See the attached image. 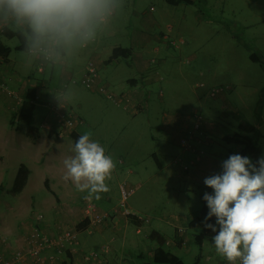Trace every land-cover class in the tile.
<instances>
[{
    "label": "rangeland",
    "instance_id": "1",
    "mask_svg": "<svg viewBox=\"0 0 264 264\" xmlns=\"http://www.w3.org/2000/svg\"><path fill=\"white\" fill-rule=\"evenodd\" d=\"M168 27L171 29L168 30ZM94 38L101 45L116 44L131 52L126 59L118 58L119 64L114 69L113 79L116 88L108 87L106 90L114 98L117 90L120 93L122 89L132 87L127 80L134 77L138 81V88L149 97V111L146 105L137 114H132L130 110L134 106L131 102L124 109L120 99L116 104L96 91L92 93L84 87V77L74 78L76 81L63 77L61 85L49 86L48 89L59 101L70 107L74 119L88 122L90 127L86 128V123L80 126L83 134L91 132L92 139L96 141L97 137L106 138L100 144L105 148L106 155L110 154L116 162L112 179L106 183L116 188L110 187V191L102 194L101 199L92 198L90 202L83 198L87 193L78 192L75 186L74 190L83 206L86 203L91 206L88 215L107 214L104 224L117 222L116 241L126 244L122 260L134 262L135 255L127 244L133 241L144 248L151 230L145 222L147 219L162 215L158 218L165 217L166 220L183 217L194 211L199 213L201 195L206 191L205 188L201 191L195 188L190 197L176 201V194L170 195L161 185L174 188L184 185L188 175L197 167L199 156L201 162L208 158L215 173L219 174L222 161L235 151L234 144L226 143L222 138L226 128H232L226 124L220 131L209 130L202 136L194 135L199 143L190 137L192 131L186 136L175 134L172 140L177 144L178 151L190 146L202 153L185 152L176 158L172 166L160 172L159 164L149 155L162 152L161 140L164 135L159 129L161 122L179 118L182 125L185 118H189L188 122H194L192 116L199 113L202 118L212 122H246L258 131L257 146L260 157L264 156V0H192L191 5L170 4L167 0H121V6L115 7L110 16L96 22ZM82 43L74 41L73 49L82 52ZM15 44H18L16 38L7 43L11 48L9 59H15L13 71L20 78L26 80L32 76L33 83H36L48 76L51 68L48 62L44 60L40 63L42 68L44 66V73L41 74L37 70L40 64L34 62V56L28 51L14 50ZM156 48L160 51H154ZM57 52L63 56L61 50ZM252 53L258 57V61L249 59ZM63 58L65 67L59 64L54 66L67 71L69 62L65 56ZM22 62L27 66L21 65ZM212 89L222 91L212 97ZM37 110L40 108L36 107L35 114ZM18 115L19 111H7L4 106L0 107V122L17 125L23 122L19 121ZM12 157L6 156L7 159ZM41 169L44 167H40L39 173H44ZM8 173L9 170L4 172ZM40 181L32 177L33 185ZM120 185L126 191H132L125 200V206L131 216L142 220L140 226L130 222V217L120 220L113 211L109 214L110 210L116 209L119 214L123 210ZM6 193L5 188L0 192V211L3 212V203L14 208L19 206L12 202L14 196L10 194L9 197ZM43 197L53 201L41 185L34 188L31 209L41 215L42 220L47 213L42 209L43 202L40 199ZM131 209L138 213L133 214ZM86 225H89V219ZM137 229L140 233H136ZM184 230L185 234L191 235L190 251L184 255L176 250L183 263L217 264L214 255L208 258L215 252L212 238H206L198 245L194 237L201 233L200 228L185 225ZM166 232L171 238L178 234L170 227Z\"/></svg>",
    "mask_w": 264,
    "mask_h": 264
},
{
    "label": "crops",
    "instance_id": "2",
    "mask_svg": "<svg viewBox=\"0 0 264 264\" xmlns=\"http://www.w3.org/2000/svg\"><path fill=\"white\" fill-rule=\"evenodd\" d=\"M5 29L12 32H21L24 36L26 35V51L34 56L33 59L35 63L40 64L44 61V56H42L40 52L30 49L31 34L25 25H17L11 19H5L0 16V44L9 48L11 52V48L7 43L13 38H6L2 35V31ZM170 29L171 28L168 27V30ZM95 41L93 37L90 39L91 43H82L80 45L82 52L75 51L73 49V43L66 48L60 49L63 56L68 59L69 69L67 71H61L56 68V66L50 65L51 68L48 76L43 77L44 79L36 83H33L32 76H28L26 80H23L16 71H13L16 62L15 59H13V61L9 59L10 53L6 57L0 56V107L4 106L7 111L9 109L14 112L20 111L22 101L24 102L30 94L34 97V109L29 122H19L21 126H19V124L14 125L13 122H0V192L5 188L8 192L6 194H8L9 197L10 194L14 196L12 202L19 205L14 208L13 206L3 203L4 212L0 211V255L10 260L13 259L14 252H21L22 257L17 264H96L86 261L85 256L90 251L105 246L106 252L101 256V259L105 260L107 264H153L152 259L157 249H162L164 252L174 255L183 263L176 250H179V252L184 255L188 254V251H190L191 240L189 237L191 235L185 234L184 226H190V222L198 215V211L185 214L183 217L179 218L170 217L164 220L165 217L158 218L162 216L159 215L154 216L152 219H147L145 222L150 225L151 230L147 236L148 240L146 245L142 249L136 242L131 241L128 243L127 246L134 253L136 259L134 262H127L122 260L124 259L122 258V254L126 244L123 242L118 244L116 241L115 233L118 229L117 222L110 225H100L97 228L86 225L90 218L86 211L89 204L86 203L87 205L83 206L82 201L78 199L75 193L74 184L70 181L65 182L63 180V176L66 172L63 159L71 154L70 150L74 144L71 135L78 134L80 136L83 134L80 130L82 123H86V128L90 126L88 122L79 121L75 132L58 136L56 134L57 127L53 124L51 119L47 118V107L45 106V102L48 101L49 96L54 95H50V90L48 88L56 84L61 85L63 77H67V79L72 78L73 80H75L74 78H83L87 64L93 63L98 70V77L95 80V87L90 89L91 92L95 93L94 91H96L98 93L96 87L101 86L106 89L108 87L110 89H115L116 84L113 80L114 69L119 63L118 59L109 61V58L111 51L121 46L116 44L105 46L101 45V42ZM17 45L18 44L13 45L14 50H16L15 48ZM154 51L159 52L160 49L156 48ZM82 55H85V57L82 58ZM21 65L27 66V64L23 62ZM40 73L43 74L44 69ZM42 81H44V83H41ZM137 82L138 81L135 80L134 77L128 79L127 83L132 87L130 89L124 88L120 93L119 90H117L113 98L116 104H118L120 100L123 104L124 101L131 102L132 106H134V108L130 110L132 114H137L140 110H143L146 105L149 111L150 107L149 97L138 88ZM124 98L127 99L125 100ZM117 100L119 101L117 102ZM63 104L67 109L71 110L66 103ZM128 105L124 104V109H127ZM36 107H39L40 110H37L35 114ZM181 121L179 118H170L167 122H161L159 126L160 131H162L164 135V138L162 137L161 140L163 149L159 154L156 152L150 153L149 157L152 156L154 160L157 161L160 172L167 166H172L176 158H178L179 155H183L185 152L202 153L200 151L198 152L197 148L190 146H188L186 150L178 151L176 149L177 144L173 142V136L175 134L181 133L186 136L192 131L190 137L196 140L194 135L198 134L202 136L204 132L209 130L220 131L225 128L223 125L226 124V126L228 125L232 128H226L222 133V138H224L230 136L232 134L231 132H234L239 124H247L246 122H212L203 117V122H200L199 126L196 127L195 122H184V124L180 125L179 122ZM259 126L260 125H258V127ZM96 139L100 143L106 138L97 137ZM196 141L199 143L198 140ZM234 147L235 149L233 148V150L235 151L230 153H236L237 147L235 145ZM8 155H13L14 157L7 159L6 156ZM205 159V162H201L200 156L197 158V167L194 168L192 174L190 173L188 175V181H184V185H179L177 188H174L164 184L161 185L162 189L170 195L176 194V201H182L183 199L185 200L186 197H190L194 194L195 188L196 191H201L200 189L204 190V188L207 190V186L203 182L204 179L216 173L214 166L211 165V161L208 158ZM20 165H23L28 170V176L23 189L19 193H13L11 188ZM41 166L44 167V169H41V171L44 170V173H39ZM7 170H9V173L4 174ZM34 176L41 179L40 183L37 185H33L32 177ZM146 183L147 187L148 182ZM39 185H41V188L49 193L50 197L53 199L52 202L49 198L43 197L40 199V201L43 202L42 209L47 212L39 225L41 232L53 242L61 236L67 237L70 234L75 235V240L72 243H64L62 248L50 245L43 250L38 257L33 258L28 256L26 239L30 229L31 219L36 215L31 209L34 204L33 192L34 188H37ZM108 185L114 189L116 188V186ZM212 191V189H209L210 194H212ZM86 201L90 202L89 199ZM146 201L148 202V199H146ZM0 207H2L1 200ZM18 210L19 212H17ZM131 210L132 213H138L137 210ZM112 211L115 215L119 216L120 220L123 218L117 213L116 209L110 210L109 214ZM141 221L140 218H137L134 219L132 223L136 226H140L142 223ZM215 221L216 218L213 223L214 225ZM217 226L218 225H216V227ZM169 227L178 233L173 238L167 236L166 230H168ZM197 227L202 231L204 225H199ZM218 231L219 230H217V232ZM136 233H140L139 229L136 230ZM80 234L81 237L79 236ZM110 234L112 235L110 236ZM213 255L217 259V264L226 263V260L218 256L216 252L210 254L208 258H213Z\"/></svg>",
    "mask_w": 264,
    "mask_h": 264
},
{
    "label": "clouds",
    "instance_id": "3",
    "mask_svg": "<svg viewBox=\"0 0 264 264\" xmlns=\"http://www.w3.org/2000/svg\"><path fill=\"white\" fill-rule=\"evenodd\" d=\"M121 6V0H0V16L30 31V49L55 53L74 41L95 35V24ZM63 159L65 182L74 184L88 200L110 191L106 181L116 168L113 157L92 139L79 136ZM212 194L204 193L209 209L204 227L216 233L215 252L229 264H264V156L255 163L248 156L231 154L219 174L204 179ZM216 218L215 225L208 223ZM219 231L217 232V227Z\"/></svg>",
    "mask_w": 264,
    "mask_h": 264
},
{
    "label": "built area",
    "instance_id": "4",
    "mask_svg": "<svg viewBox=\"0 0 264 264\" xmlns=\"http://www.w3.org/2000/svg\"><path fill=\"white\" fill-rule=\"evenodd\" d=\"M40 54L44 56L45 62H48L50 65L59 64L60 66L63 67L66 66V61L64 60L63 56L58 52L49 53V54L40 52ZM37 70L40 72L43 70L41 64L39 65ZM97 77H98V70L96 66L93 63H88L84 74V80H83L84 87L89 90L93 89L95 87L94 84ZM96 88L98 93H100L101 95L105 96L108 99L113 100L112 93L108 92L106 88L102 86ZM221 91L222 89H212L210 95L214 97L217 93H220ZM51 94L53 93H50V95ZM124 104L128 105V102L124 101ZM45 106L47 107V118L51 119L53 124L57 127L56 134L58 136H63L64 134H70L75 132V129L79 124V121L73 118V115L71 114L69 109H67L65 105L61 101H59V99L56 96L54 95L49 96V99L45 104ZM192 118L194 119L196 127L199 126L200 122H203V119L199 114L193 115ZM188 121L189 118H185V122ZM131 193L132 191H126L124 187L120 186V197H121L120 204L123 208V210H121L120 212V215L123 218H127L131 216L125 206V200ZM90 210H91V206L89 205L86 208L87 214L90 213ZM107 217H108L107 214H102V215L93 214L89 218L88 226L94 227L97 225L99 226L103 225L106 222ZM41 222H42V216L39 214H36L31 219L30 229L28 231V236L26 239L28 245V250H27L28 256L36 258L43 250H45L50 245L56 246L58 248H62L64 243L74 242L75 240L74 234H70L67 237L61 236L60 238H57L54 242L51 241L44 233L41 232L39 227ZM217 229H219V226H217ZM105 252H106V247L101 246L99 248L90 251L85 256V260L88 262H94L96 264H107L105 260L101 259V256H103ZM21 257H22V253L19 251L14 252L13 259L10 260L5 259L0 255V264H17L21 259ZM225 264H229V262L226 261ZM235 264H241L239 258L237 259Z\"/></svg>",
    "mask_w": 264,
    "mask_h": 264
},
{
    "label": "trees",
    "instance_id": "5",
    "mask_svg": "<svg viewBox=\"0 0 264 264\" xmlns=\"http://www.w3.org/2000/svg\"><path fill=\"white\" fill-rule=\"evenodd\" d=\"M167 1L170 4H183V5L192 4V0H167ZM2 35L5 36L6 38H16L18 40V45L15 48L17 51L27 50V39L21 32H12V31L5 29L2 31ZM232 37L234 36L232 35ZM9 53H10V49L0 44V56L6 57ZM130 53L131 52L129 49L116 47L111 51L109 61L118 59V58L126 59L130 56ZM249 59L252 61L259 60L258 57L254 53L249 55ZM33 98H34L33 95L30 94L26 98V100L22 103L20 111H19V115H18L19 121L29 122V120L31 119L32 114H33V109H34ZM199 115L201 114L199 113ZM71 136H72L74 143L79 138L78 134H72ZM223 140L226 143L234 144L238 148V151L236 153L242 156L250 157L253 163H255L256 160L260 157V154H261L260 149L257 146L258 131H256L255 127L251 125L239 124L236 128V132H233L230 136L224 137ZM236 153H230L228 156H226V159L231 154H236ZM27 176H28V170L23 165H20L16 173V176L14 178L12 188H11V191L13 193H19L23 189L26 183V180H27ZM206 189L207 190L205 191V193L207 192L210 194L209 189L211 188L206 187ZM203 195L201 196V199H200L201 208L199 210V213L190 222V226H199V225L205 224V217L209 209L207 207L206 201L203 200ZM129 217H130V220H129L130 222H132L134 219H137L134 216H129ZM214 220L215 218L212 217V219L209 220L208 223L213 224ZM214 235L215 233H213L211 229L203 227L201 233L195 236V242L198 245H201L204 239L212 238ZM152 263L153 264H183L177 257H175L172 254L164 252L162 249H157L155 251L153 259H152Z\"/></svg>",
    "mask_w": 264,
    "mask_h": 264
}]
</instances>
